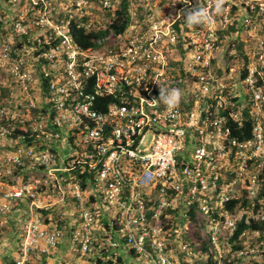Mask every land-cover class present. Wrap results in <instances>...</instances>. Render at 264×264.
I'll return each mask as SVG.
<instances>
[{"label": "built area", "instance_id": "1", "mask_svg": "<svg viewBox=\"0 0 264 264\" xmlns=\"http://www.w3.org/2000/svg\"><path fill=\"white\" fill-rule=\"evenodd\" d=\"M2 1L0 264H264V0H125L119 33L122 0ZM221 2L253 14L223 41Z\"/></svg>", "mask_w": 264, "mask_h": 264}, {"label": "trees", "instance_id": "2", "mask_svg": "<svg viewBox=\"0 0 264 264\" xmlns=\"http://www.w3.org/2000/svg\"><path fill=\"white\" fill-rule=\"evenodd\" d=\"M226 4H228L230 8L229 13H228L229 23L226 26H222L223 21H222L221 14ZM126 5L127 4L125 0H122L121 4L119 5L118 10L116 9L115 11L116 18L112 20L113 24L111 25V28L113 29L115 33L122 32L128 23V17L125 14ZM211 12L214 15V18L218 25V31H217L218 37L222 41L230 38L232 36L233 31L240 30L242 21L246 15L253 16V14L247 13L246 11L239 8L236 4H231L230 2H221L219 4L213 5L211 7ZM259 23L261 24L262 27H264V23H261V22ZM187 25H189L191 28H194L197 26V24L192 25V24L186 23L185 18L182 14L181 18L177 21L174 27L180 33L183 29L187 27ZM73 33L75 35L78 45L83 48L87 46H93L94 43L91 42V39L102 36L101 33L93 32V31H90L87 34H84L83 29H76V30L74 29ZM0 37H4V38L10 37V35L4 30L3 23L1 22H0ZM246 64L247 63L244 64L243 69H240L237 72L239 74V77L242 79L246 76V72H247ZM260 70L263 72V74H262V77L256 75L257 76L256 79H258L257 85L260 87L261 91L264 92V65L260 67ZM238 102H241V101H238ZM245 119H246L244 121L245 132L246 134H249V129H250L249 121L246 117ZM194 255H195L196 264H208V262H206L202 258L203 256L202 253H194Z\"/></svg>", "mask_w": 264, "mask_h": 264}, {"label": "clouds", "instance_id": "3", "mask_svg": "<svg viewBox=\"0 0 264 264\" xmlns=\"http://www.w3.org/2000/svg\"><path fill=\"white\" fill-rule=\"evenodd\" d=\"M186 23L188 24H203L205 22L211 23V16L204 7L198 6L190 7L183 13ZM181 90L178 88L162 89L159 93V99L167 106V108H174L180 100Z\"/></svg>", "mask_w": 264, "mask_h": 264}, {"label": "rangeland", "instance_id": "4", "mask_svg": "<svg viewBox=\"0 0 264 264\" xmlns=\"http://www.w3.org/2000/svg\"><path fill=\"white\" fill-rule=\"evenodd\" d=\"M3 5H5V2L0 0V6H3ZM258 30H259L258 33H259L260 37H262L264 39V27H261L258 24ZM237 38H239V39L241 38L244 41H247V40L250 39V37L248 36V33H246V32H242L240 35L237 36ZM232 39L234 40V38H232ZM220 64H223V59L222 58L220 59ZM231 64H232V66L235 65V70L236 71L241 67L240 61L237 62V59H235V61H233ZM197 89H198L197 85H194V86H192L190 88V92L187 95V99L188 100H192V98L195 95ZM188 225H189L188 226L189 234H190L191 237H194V234H195L196 230H195V228L193 226V223H188Z\"/></svg>", "mask_w": 264, "mask_h": 264}]
</instances>
